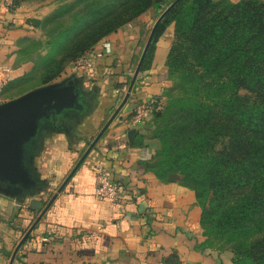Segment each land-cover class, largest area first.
<instances>
[{
  "label": "crops",
  "instance_id": "obj_1",
  "mask_svg": "<svg viewBox=\"0 0 264 264\" xmlns=\"http://www.w3.org/2000/svg\"><path fill=\"white\" fill-rule=\"evenodd\" d=\"M55 7L51 2L18 0L14 11L0 15V70H9L0 73V103L9 101L3 95L32 70L19 59L21 44L39 34ZM147 28V18L140 17L101 40L89 53V65L66 67L60 81L76 86L78 106L44 120L29 144L25 165L38 185L25 197L0 190V264L8 263L39 215L33 201L46 205L121 102L147 41ZM167 35L159 37L150 68L139 73L127 103L20 247L13 264H214L217 259L231 264L206 245L195 192L182 185L177 174L164 181L148 170L159 148L152 137V120L132 125L136 105L160 100L170 47ZM131 130L136 132L130 139ZM97 170H105L129 189L120 207L96 195Z\"/></svg>",
  "mask_w": 264,
  "mask_h": 264
},
{
  "label": "trees",
  "instance_id": "obj_2",
  "mask_svg": "<svg viewBox=\"0 0 264 264\" xmlns=\"http://www.w3.org/2000/svg\"><path fill=\"white\" fill-rule=\"evenodd\" d=\"M172 2L79 0L72 9L88 11L75 16L80 20L71 23L67 34L72 36L41 85L154 5ZM168 20L175 24L179 44L166 63L167 79L178 82L168 90L174 103L163 113L160 106V135L152 130V137L159 144L157 157L185 151L171 165L153 162L148 170L164 181L179 174L196 182L180 181L195 192L203 236L209 231L222 238L232 264H264V0H181L158 26L140 72L150 68ZM77 24L83 25L79 31ZM242 89L255 98H241ZM222 140L227 146L216 150ZM197 155L204 162L202 178L189 167ZM35 210L41 211V204Z\"/></svg>",
  "mask_w": 264,
  "mask_h": 264
},
{
  "label": "water",
  "instance_id": "obj_3",
  "mask_svg": "<svg viewBox=\"0 0 264 264\" xmlns=\"http://www.w3.org/2000/svg\"><path fill=\"white\" fill-rule=\"evenodd\" d=\"M180 1L174 0L155 21L121 102L89 144L57 191L52 195L37 218L21 237L7 264H13L20 247L27 240L58 194L61 193L75 171L80 167L106 129L127 103L158 26ZM79 97L80 93L76 86L72 82H68L39 87L15 99L0 103V183L5 184V187H0V190L10 195L25 197L33 187L38 185L33 179L30 169L25 165L26 150L37 136L41 123L44 120L58 117L66 110L76 109ZM159 115L160 113L157 116ZM135 132V130L129 132L128 136L130 139ZM170 176L174 177V175ZM32 205H37L36 208L40 207V203L37 201H33Z\"/></svg>",
  "mask_w": 264,
  "mask_h": 264
},
{
  "label": "rangeland",
  "instance_id": "obj_4",
  "mask_svg": "<svg viewBox=\"0 0 264 264\" xmlns=\"http://www.w3.org/2000/svg\"><path fill=\"white\" fill-rule=\"evenodd\" d=\"M78 1L79 0H33V2H36L38 4H44L46 2H51V3H54L56 7L54 9L52 16L42 21L39 34L37 36H32L26 39L21 44V48H20L21 54H20L19 59L23 63H30L32 65V70L29 72L26 78H23L21 82H18L15 86L9 89L7 93L3 95L2 97L3 99L11 100L15 96L19 97L23 95L24 93L31 91L32 89L62 83L60 81V78L63 72L60 75L58 74L59 76H56L52 82H49L46 85H41V83H43L42 80L44 78V73L46 71L47 72L50 71V68L53 67V62H57L60 60L61 53L63 52L61 50L65 47L66 43L72 36L71 35L72 32H70L69 35L67 34L68 31H71V28H70L71 23L74 24L76 23V21L80 20V19L77 20L75 17L78 14L76 13L78 8L75 7L74 9H72L73 6H75V4L78 3ZM171 1H174V0H171ZM214 1H218V0H214ZM229 1L232 3H237L239 0H229ZM78 5L79 7H83L85 3L81 5L78 4ZM168 5L169 3L162 4V5H154L152 8H150L143 14L139 15L132 22L127 23L126 25L132 24L133 22L138 20L140 17L145 16L148 21V28H147L146 35H145L146 37L144 40H147L146 38H148V35L151 31L152 26L154 25L158 17L162 14V12L167 8ZM82 11L83 13H79L78 16L85 15L88 10L83 9ZM47 20H51V21H49L47 24L46 23ZM86 21L87 23L92 22L89 20V18ZM77 27H79L78 28V31H79L83 27V25L82 26L78 25ZM166 33H168L167 37L170 38V47H169V52H168L167 59L165 62V72L162 74L164 87H163L162 93L160 95V100H159V102L161 103L160 106L162 109V113L167 106H171L174 103L175 99L169 96L170 91L168 90L174 87V84L178 82V79L176 80L169 79V78L167 79L168 74H167V64L166 63L168 61V58H170V55L172 54L174 56L176 55L175 46L179 44V42L176 39L175 24L172 20L170 21L168 20L165 30L161 36H164V34ZM59 41H64V44L55 45ZM184 47H187V45H184ZM26 48H27L28 53H26V50H25ZM22 51L25 53H22ZM71 64H74V63H70L66 67L70 66ZM239 96L241 98H244L250 101L255 98V95L253 93H250L244 89L240 90ZM162 113L160 112V115L158 116V118L152 122V127H153L152 129L154 133L157 135H160V131L162 130L164 126L161 121ZM226 146H227V141L222 140L216 145L215 149L221 150ZM184 149L185 148L178 150V151L176 150L170 151L168 154L163 155L161 157L155 156L153 160V162L155 163L154 166L164 167L169 164L171 165L177 156L183 154L182 151H185ZM159 152L161 153V150ZM185 155H187V152H185ZM193 160L194 162L190 164L189 166L190 170L194 171L195 176H199L200 178H202L204 162L202 161V158L199 155L194 156ZM179 177H180V181L183 180L188 185H194L196 183V182H193L187 179L186 176L184 175L183 176L179 175ZM206 235H207L206 241H208L209 247L216 252L220 251L221 254L224 255L223 258L227 262L230 261L232 264L233 256L231 252L227 249V247L224 245V240L220 238L218 235H216L214 232L206 231ZM219 261L222 262V259H217L214 264H219Z\"/></svg>",
  "mask_w": 264,
  "mask_h": 264
},
{
  "label": "built area",
  "instance_id": "obj_5",
  "mask_svg": "<svg viewBox=\"0 0 264 264\" xmlns=\"http://www.w3.org/2000/svg\"><path fill=\"white\" fill-rule=\"evenodd\" d=\"M18 0H0V15L10 13L17 8ZM108 45H104L106 50ZM109 50V49H107ZM90 52L82 55L75 61L77 68H84L90 63ZM99 57V55H95ZM9 70L4 68L0 73L7 74ZM4 82V81H3ZM160 102L158 99L142 102L135 106L132 116V125L137 126L142 123L152 120L153 117L159 114ZM96 189L95 193L98 197L106 199L112 203L114 207H120L124 197L129 193V189L121 182H115L111 174L105 170L95 171Z\"/></svg>",
  "mask_w": 264,
  "mask_h": 264
}]
</instances>
